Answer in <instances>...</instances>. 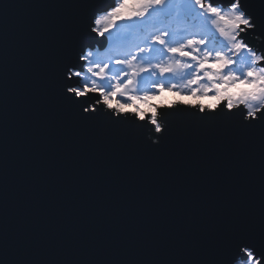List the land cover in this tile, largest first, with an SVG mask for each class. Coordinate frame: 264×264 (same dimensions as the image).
I'll use <instances>...</instances> for the list:
<instances>
[{
    "label": "snow or ice",
    "instance_id": "obj_1",
    "mask_svg": "<svg viewBox=\"0 0 264 264\" xmlns=\"http://www.w3.org/2000/svg\"><path fill=\"white\" fill-rule=\"evenodd\" d=\"M124 7L0 0V264H264V0Z\"/></svg>",
    "mask_w": 264,
    "mask_h": 264
},
{
    "label": "rangeland",
    "instance_id": "obj_2",
    "mask_svg": "<svg viewBox=\"0 0 264 264\" xmlns=\"http://www.w3.org/2000/svg\"><path fill=\"white\" fill-rule=\"evenodd\" d=\"M118 2V1H117ZM124 3H125V7L123 9H121V14L123 16H127V15H130L133 10L138 6V3H139V0H124ZM123 31L127 32L129 31L128 29H124ZM142 37L140 35H136L134 34L131 39L132 40H136L135 42H138L139 39H141ZM249 86L247 85H244V84H239L237 86H233L230 91L231 92H237L241 89H246L248 88ZM163 97H165L166 99L163 100L164 103H169L171 101H173V99H183L185 100L186 103H192V104H195L196 103V98L195 97H191V96H187V95H184V96H178L176 93L174 92H165L163 93ZM162 102V97L161 96H157L155 98H153L148 104H144L141 102V108L145 109V110H148V108L151 106V105H155V104H159ZM201 102L202 103H212V104H215L216 102V99L214 96L212 95H209L208 97H202L201 98Z\"/></svg>",
    "mask_w": 264,
    "mask_h": 264
},
{
    "label": "water",
    "instance_id": "obj_3",
    "mask_svg": "<svg viewBox=\"0 0 264 264\" xmlns=\"http://www.w3.org/2000/svg\"><path fill=\"white\" fill-rule=\"evenodd\" d=\"M118 1V0H117ZM103 5L106 7L112 3V0H102ZM61 10L52 8H20L16 14L20 16H37V17H50L57 15ZM98 41L103 38H97ZM106 44L104 45V47Z\"/></svg>",
    "mask_w": 264,
    "mask_h": 264
},
{
    "label": "bare ground",
    "instance_id": "obj_4",
    "mask_svg": "<svg viewBox=\"0 0 264 264\" xmlns=\"http://www.w3.org/2000/svg\"><path fill=\"white\" fill-rule=\"evenodd\" d=\"M136 40H133V42H135ZM107 46H105V48H106ZM101 52L103 53V48L101 49Z\"/></svg>",
    "mask_w": 264,
    "mask_h": 264
},
{
    "label": "built area",
    "instance_id": "obj_5",
    "mask_svg": "<svg viewBox=\"0 0 264 264\" xmlns=\"http://www.w3.org/2000/svg\"><path fill=\"white\" fill-rule=\"evenodd\" d=\"M107 46V45H106Z\"/></svg>",
    "mask_w": 264,
    "mask_h": 264
}]
</instances>
